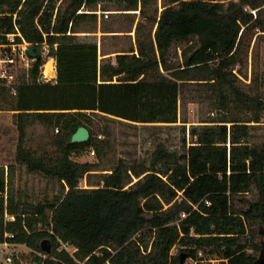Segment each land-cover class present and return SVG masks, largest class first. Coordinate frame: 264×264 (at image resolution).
<instances>
[{
	"label": "trees",
	"instance_id": "1",
	"mask_svg": "<svg viewBox=\"0 0 264 264\" xmlns=\"http://www.w3.org/2000/svg\"><path fill=\"white\" fill-rule=\"evenodd\" d=\"M115 2L133 16L128 29L106 22V0H0V41L18 27L27 42L48 45L57 68L55 79L43 80L47 58L38 56L15 96L0 85V106L15 111V160L62 187L44 202L24 199L15 192V166L0 165V240L11 234L41 253L36 264H257L264 69L255 63L246 82L242 67L254 40H264V0H162V9L159 0ZM137 10L135 43L115 41L108 51L107 36L131 35L108 33L132 31ZM192 86L210 114L188 131L179 108ZM112 122L166 134L179 128L181 144L157 137L146 156L113 161ZM36 124L50 137L41 150L26 139ZM81 126L90 139L71 143ZM88 149L97 161L78 159Z\"/></svg>",
	"mask_w": 264,
	"mask_h": 264
},
{
	"label": "rangeland",
	"instance_id": "2",
	"mask_svg": "<svg viewBox=\"0 0 264 264\" xmlns=\"http://www.w3.org/2000/svg\"><path fill=\"white\" fill-rule=\"evenodd\" d=\"M107 5L111 10H107L104 13L106 22L113 21L112 29H128L132 26L131 19L133 16H127L126 14L120 13L116 9L115 0H106ZM160 8L162 7V0H159ZM162 9V8H161ZM139 10H137V15L135 22L133 24V30L130 32H110L108 34H131L123 35L119 38H113L112 36H107L105 38V46L107 50H112L115 41L119 42V47H127L131 43H135V28L139 21ZM126 12H135L128 10ZM99 15L103 13L102 10L98 11ZM109 15V16H108ZM103 32L99 29L97 32L98 43L100 46L103 45ZM256 39V38H255ZM178 54L181 55V50L178 51ZM114 55V53H113ZM178 55V56H179ZM102 57V56H101ZM51 60L54 64L56 63L55 59ZM245 60V59H244ZM47 61V62H48ZM257 63L259 69H264V40L253 42L251 51L248 57V64L243 66V72L248 73V79L246 82H250L253 65ZM57 70V69H56ZM54 69L53 74H46L43 71V74L48 75V77L57 76V71ZM244 79V78H243ZM194 86L191 87V91L186 96V103L183 100L180 102V114L188 118V123L186 125L188 131L189 127L192 124H198V122L208 117L210 114V105L207 101L201 100L196 91H194ZM185 104V106H184ZM3 105V104H2ZM14 110L10 106H0V165H4L7 169L8 166H15V192L16 195L21 196L24 199L33 201V202H44L46 199H51L55 195H58L62 192V187L60 182L57 179L48 178L40 172H31L27 170L24 165L17 164L15 160L17 142H18V129L15 122ZM112 129L114 130V139H115V151L111 156L113 161H116L119 158L131 161L133 158L146 156L148 150L152 147V139L154 138H165L169 139V142L173 147L181 144L182 132L181 129L175 128L170 133H165L160 131L156 133V130L148 126H144L143 123L135 124H125L119 122H112ZM57 132V130H54ZM27 144L33 149L41 150V146L44 145L45 141L49 139V136H44L45 130L39 124L28 126L27 131ZM51 135L53 132L50 133ZM187 138L190 140L189 133ZM50 148V146H49ZM81 161H97L98 158L96 154L88 149V153H84L81 157L78 158ZM110 166V164H105ZM83 187H87L88 183L86 180L81 182ZM1 262V260H0ZM209 259L203 260L202 264H208Z\"/></svg>",
	"mask_w": 264,
	"mask_h": 264
},
{
	"label": "built area",
	"instance_id": "3",
	"mask_svg": "<svg viewBox=\"0 0 264 264\" xmlns=\"http://www.w3.org/2000/svg\"><path fill=\"white\" fill-rule=\"evenodd\" d=\"M16 33H10L6 35V39L0 41V85H3L9 89L12 95L17 94V86L21 81V75L24 72H28L33 61L36 60L38 56L32 57L28 49L31 46H35L27 42L22 33L19 31L18 27ZM21 37V40H18ZM42 57L48 59H54L53 57H48L49 52L48 45L44 42L41 46ZM46 61V63H47ZM45 63V64H46ZM45 64L42 67V73L45 68ZM54 69L56 70V63L54 62ZM43 80H53L54 77H48V75L42 74ZM12 107V105H10ZM13 108V107H12ZM6 218L14 220L13 216L6 213ZM7 239L4 241L0 240V264H36V257L41 256L31 248H29L24 243L10 241L13 235L6 234ZM66 249L73 255L76 249H73L67 243L61 242L60 249ZM211 264H220L219 259L209 260ZM185 264H197L196 260L188 259Z\"/></svg>",
	"mask_w": 264,
	"mask_h": 264
},
{
	"label": "water",
	"instance_id": "4",
	"mask_svg": "<svg viewBox=\"0 0 264 264\" xmlns=\"http://www.w3.org/2000/svg\"><path fill=\"white\" fill-rule=\"evenodd\" d=\"M209 1H216V0H209ZM28 52H29V54L32 57L41 56L42 49H41V46H31V47H29ZM90 137H91L90 131L86 127L81 126L72 135V138H71V141L70 142L71 143H75V142H85V141L89 140ZM184 261H185V258H182V263H184ZM257 264H264V258L260 259Z\"/></svg>",
	"mask_w": 264,
	"mask_h": 264
},
{
	"label": "bare ground",
	"instance_id": "5",
	"mask_svg": "<svg viewBox=\"0 0 264 264\" xmlns=\"http://www.w3.org/2000/svg\"><path fill=\"white\" fill-rule=\"evenodd\" d=\"M44 72H45L46 74H53V72H54V65H53V62H52L51 60H49V61L45 64Z\"/></svg>",
	"mask_w": 264,
	"mask_h": 264
}]
</instances>
